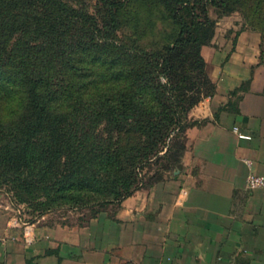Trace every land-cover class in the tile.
<instances>
[{
    "label": "trees",
    "instance_id": "1",
    "mask_svg": "<svg viewBox=\"0 0 264 264\" xmlns=\"http://www.w3.org/2000/svg\"><path fill=\"white\" fill-rule=\"evenodd\" d=\"M129 1L0 0V189L35 217L114 211L152 158L181 169L187 113L214 91L200 53L214 35L207 7L225 14L237 0H144L174 24L159 50L122 36Z\"/></svg>",
    "mask_w": 264,
    "mask_h": 264
},
{
    "label": "crops",
    "instance_id": "2",
    "mask_svg": "<svg viewBox=\"0 0 264 264\" xmlns=\"http://www.w3.org/2000/svg\"><path fill=\"white\" fill-rule=\"evenodd\" d=\"M232 27L201 47L214 91L188 113L181 169L84 221L25 220L0 193V264H264V185L245 188L264 177V59L259 32Z\"/></svg>",
    "mask_w": 264,
    "mask_h": 264
},
{
    "label": "rangeland",
    "instance_id": "3",
    "mask_svg": "<svg viewBox=\"0 0 264 264\" xmlns=\"http://www.w3.org/2000/svg\"><path fill=\"white\" fill-rule=\"evenodd\" d=\"M236 3V7L232 8L231 11L225 14H222L220 10L211 6L207 7L208 17L215 22L214 32L218 26H222L223 24H231L233 26L231 28L232 31H237L244 28L254 29L261 34L264 45V0H237ZM122 18L124 23H126L123 27L122 36H127L128 38L135 40V44L146 50H159L160 47L164 43L168 42L174 35L173 22L166 16L165 11L155 1L145 2L144 0H130L124 6ZM133 18L136 20V30L134 35H130L131 29L127 28V24H132ZM188 113L186 116V121H184L187 126L195 122L188 118ZM136 139V135L127 134L126 136H123L121 142L125 146H129L134 144ZM162 152L159 153V156H162ZM162 164L167 165L164 158H152L147 164H145V166H143V168L140 170V183L137 187L148 184L151 181L149 178L152 175H158L163 179L171 176L173 172L177 171L175 166L161 169L160 166ZM5 190L6 188L2 187L0 189V193L5 196V198L13 207L19 210V213L25 220L35 217V212H32L25 204L15 201L12 198L11 193H7ZM113 208H115V205L106 206L107 210H113ZM66 210L68 209L59 208L50 211L52 213L49 215L47 220H61V214ZM71 211H83L82 221H84L87 218V215H89V212L85 209H72ZM67 214L69 216H73L70 212Z\"/></svg>",
    "mask_w": 264,
    "mask_h": 264
},
{
    "label": "built area",
    "instance_id": "4",
    "mask_svg": "<svg viewBox=\"0 0 264 264\" xmlns=\"http://www.w3.org/2000/svg\"><path fill=\"white\" fill-rule=\"evenodd\" d=\"M231 131L238 137V138H245L248 139L249 136L246 134H243L241 132L238 131V128L236 126H233L231 128ZM264 185V177L262 175L259 174H253V173H249L247 174L246 178H245V188L247 190H253L256 188H260Z\"/></svg>",
    "mask_w": 264,
    "mask_h": 264
}]
</instances>
